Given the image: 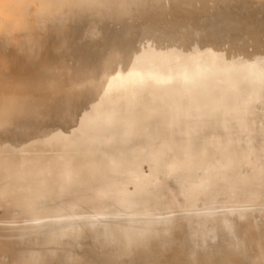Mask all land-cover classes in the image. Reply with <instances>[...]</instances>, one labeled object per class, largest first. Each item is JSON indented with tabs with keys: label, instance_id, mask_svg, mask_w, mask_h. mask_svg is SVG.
<instances>
[{
	"label": "bare ground",
	"instance_id": "1",
	"mask_svg": "<svg viewBox=\"0 0 264 264\" xmlns=\"http://www.w3.org/2000/svg\"><path fill=\"white\" fill-rule=\"evenodd\" d=\"M119 90L118 96L109 95ZM118 101L123 102V111L106 112ZM146 101L174 119L184 109L195 127L202 114L194 113V106L239 107L237 126L231 115L232 120L219 121L215 128L224 130L227 145L250 146L252 132L243 124V115L252 117V131L264 123V0H0V132H10L8 139L0 134V176L7 174L8 182L24 188L28 179L50 182L52 166L62 164L61 176L72 175L66 185L79 186L81 192H116L128 182L125 192L102 205L108 214L122 218L96 221L90 229L98 234L94 241L102 238L106 246L117 244L119 254L147 248L165 235L173 226L168 220L173 213L167 214L150 193L136 205L134 195L145 193L158 179L137 177L143 166L130 167L123 152L110 159L116 149L106 152L97 134L85 133L99 130L128 138L134 132L137 108ZM83 108L88 115L81 116ZM63 123L75 134L70 143L61 138L64 135L54 137ZM189 131L178 134L189 137ZM235 134L241 138L232 140ZM34 137L46 139L49 148L59 147L56 154L50 158L32 154L28 163L21 152L31 151ZM211 138L198 141V160L186 169V164L177 166L179 172L170 174L181 189L183 206L188 205L186 211L199 218L189 226L204 243L215 239L217 224L222 231H231L226 216L218 223L210 219L232 202H244L239 196L248 188L247 172L232 158L226 160L224 171L208 159ZM189 142L186 153L193 148ZM84 145L103 146L106 158L97 171L89 166L94 153L85 156L80 150ZM71 147L73 155L68 153ZM128 150L133 160L147 158L141 145ZM82 157L85 165L76 160ZM121 163L126 165L119 167ZM97 175L105 176L99 185ZM258 184L250 195H260ZM56 213V219L78 215L71 205H61ZM81 234L73 237L55 227L44 247L51 242L70 251Z\"/></svg>",
	"mask_w": 264,
	"mask_h": 264
},
{
	"label": "rangeland",
	"instance_id": "2",
	"mask_svg": "<svg viewBox=\"0 0 264 264\" xmlns=\"http://www.w3.org/2000/svg\"><path fill=\"white\" fill-rule=\"evenodd\" d=\"M258 74L257 77L261 76V73ZM120 93L121 90L111 92L109 95L115 97ZM182 103L186 106L187 99H183ZM204 106L202 104L199 107H193L194 113L202 114L196 119L198 123L196 128L193 126L195 121L182 112L184 109L180 111L179 118L174 119L171 113L152 106L146 101V104L142 103L137 108L134 132L128 138L125 139L121 135L113 137L111 133L98 132L99 130H93V132L87 130L85 134L87 136L97 134L105 148L96 145L80 147L85 156H89L90 152L94 153V158L89 159L91 162L89 166H92L93 171L104 166L102 159L106 157L101 154L102 151L109 152L111 148H115L116 150L111 152L110 159L116 157V153H126L123 159L128 160L130 167L143 166L137 177L154 175L158 179L155 184L146 188L145 193L135 194L134 198L136 205H141L144 196L150 193L156 198L158 205L164 206L167 214L173 213L168 219L173 222V226L165 235L153 239L147 248L123 254L117 253V244L106 246L101 243L102 238L94 241L98 234L90 229L95 227L96 221L110 222L113 219L122 218L123 215L108 214L102 205L105 204L107 198L119 192H125L128 182H123L116 192L96 193L92 189L81 192L79 186L66 185L72 175L70 177L61 176L62 164H54L52 166L54 177L50 182L28 179V184L24 188L8 182L7 174L0 176V264H264V130H260L264 127V123L259 125V131H252L251 129L255 128L252 117L243 115V119H246V121L244 119L246 123L243 124L249 128L250 133L252 132L248 135L253 142L250 146L242 145L236 149L226 144L227 138L224 137L227 136L224 135V130L215 127L219 121L232 118L231 115L234 120L229 119L232 120L233 125L237 126L238 121L235 116L241 112L239 107L234 109L230 106L231 108L223 109L216 105ZM252 108L248 107L253 111ZM111 109L117 112L123 111V102H115L113 108L105 111L110 112ZM80 114L81 116L88 115L87 109L83 108ZM174 123L175 126H179V131L191 129L190 136L183 137L178 134L179 131L178 129L176 131L177 126L175 127ZM204 127L207 130L203 129ZM194 128L196 131L199 129L197 132L200 135L195 136L197 132H194ZM60 129L61 132L55 133L54 137L59 138L64 135L65 139L61 138L69 143L74 140L75 134L71 133L64 123L61 124ZM202 130L208 134H203ZM0 134L4 139L10 136L9 130L0 132ZM209 136L212 137V145L207 151L208 159L215 167L218 166L220 171H224L226 160L232 158L247 172L245 182L248 188L239 196V200H244V202H232L226 210L221 213L219 211L216 217L210 219V222L218 223L222 216H226L231 231H222L217 224L215 225L217 227L215 228V239L209 238L204 243L200 238L195 237L189 226L199 218H192L191 214L186 211L188 205L183 206L181 189L176 187V180L172 175L179 172L177 166L186 164L184 166L186 169L191 162L200 158L199 143L202 138H209ZM81 137L83 138V135ZM105 138L106 141H104ZM240 138L237 134L232 136V140ZM43 140L40 137H34L28 148L31 151L21 152L28 163L32 154H43L46 158L56 154L59 147L53 145L49 148ZM128 141H132L131 144ZM126 142L129 147L122 146ZM188 142L193 148L186 153L184 148ZM139 145L146 149L143 156L148 153L145 160L142 157L133 160V156L128 153V149ZM72 152H74L72 147L68 148L70 155H73ZM2 157L1 155L0 158ZM76 160L81 165H85L87 161L83 157ZM150 162L157 164L152 166L148 164ZM125 165L126 163H121L119 167ZM97 177V185L105 180L104 175H97ZM256 184L259 186L260 195L252 196L249 192ZM61 205H71L78 215H67L56 219L58 214L56 212ZM30 206H33V209H30ZM35 210L38 213H35ZM83 212L86 214H80ZM54 220L59 223L57 224ZM55 227L67 230L73 234V237L82 233L81 238L76 239L77 243L70 251L65 252L60 249L59 244L51 242L44 247ZM85 229L87 231H84Z\"/></svg>",
	"mask_w": 264,
	"mask_h": 264
}]
</instances>
